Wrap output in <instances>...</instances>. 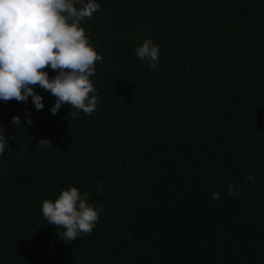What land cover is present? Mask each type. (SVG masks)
I'll list each match as a JSON object with an SVG mask.
<instances>
[{
    "label": "trees",
    "instance_id": "16d2710c",
    "mask_svg": "<svg viewBox=\"0 0 264 264\" xmlns=\"http://www.w3.org/2000/svg\"><path fill=\"white\" fill-rule=\"evenodd\" d=\"M97 2L96 111L0 101V264H264V0ZM69 186L104 208L70 243L41 212Z\"/></svg>",
    "mask_w": 264,
    "mask_h": 264
},
{
    "label": "clouds",
    "instance_id": "9594fccd",
    "mask_svg": "<svg viewBox=\"0 0 264 264\" xmlns=\"http://www.w3.org/2000/svg\"><path fill=\"white\" fill-rule=\"evenodd\" d=\"M100 8L97 0H0V101L15 99L27 104L31 98L34 109L43 110L44 97L36 90L39 87L55 97L49 108L52 115L63 105L93 114L99 97L90 78L95 75L96 63H103V56L91 44L81 21L91 18ZM135 55L155 68L160 45L145 39L135 49ZM32 116V110L25 109L27 127L34 124ZM11 124L22 126L21 117L13 116ZM5 133L0 125V157L12 139ZM41 142L52 145L46 139ZM246 179L255 182L254 175ZM94 187L98 193L103 192L100 182ZM240 187L239 183L230 184L227 195L239 196ZM212 196L219 200L221 193L213 192ZM103 211V206L90 203L89 194L76 186L61 189L54 200L46 199L41 204L47 224L59 228L57 235L69 243L91 233Z\"/></svg>",
    "mask_w": 264,
    "mask_h": 264
}]
</instances>
